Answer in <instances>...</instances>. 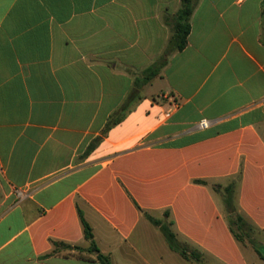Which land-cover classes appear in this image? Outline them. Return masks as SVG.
Returning a JSON list of instances; mask_svg holds the SVG:
<instances>
[{
    "label": "crops",
    "instance_id": "obj_1",
    "mask_svg": "<svg viewBox=\"0 0 264 264\" xmlns=\"http://www.w3.org/2000/svg\"><path fill=\"white\" fill-rule=\"evenodd\" d=\"M180 8L0 0V264H100L81 213L112 264H264L215 189L264 247V0H196L186 48L108 128Z\"/></svg>",
    "mask_w": 264,
    "mask_h": 264
},
{
    "label": "trees",
    "instance_id": "obj_2",
    "mask_svg": "<svg viewBox=\"0 0 264 264\" xmlns=\"http://www.w3.org/2000/svg\"><path fill=\"white\" fill-rule=\"evenodd\" d=\"M195 6H196V0H181V8L179 9L175 17L170 21L173 34L169 41L165 54L159 60H157L153 65H151L146 70H144L141 76L136 77L135 82H134L135 90L131 93L129 98L122 105L121 110L117 114L114 121L109 123L108 128L111 125H117L118 123L122 121V119L125 116V111L137 99H139L140 97L139 93L143 89V87L147 86L155 78H157L161 70L167 65L169 56L177 51H182L186 48L188 44V38L191 33V22L190 21H191L193 12L195 10ZM91 149H92V146L89 148V150ZM215 189L217 192H219L222 195L224 204L226 206L227 213L229 214V217L237 215L236 219L238 222H240V230L242 234L246 237L248 242L255 248V250L261 256V258L264 259V254H263L264 247L261 246L255 239H253L248 234L247 232L248 224L245 222V220L240 215L237 214V209L235 205V186L233 184L225 188H222L221 186H216ZM81 219L83 223L85 238L90 243V246L86 251L89 253L95 254L96 260L100 264H112L110 257L107 255H104L99 250L94 240V234H93L92 227L84 219L82 213H81ZM149 220L151 221V223H153L155 226L161 229L162 233L164 234L172 250L179 252L182 256H184L187 259L192 258L195 261L200 262L199 255L195 253H190L186 247L182 246L179 243V241L176 238L175 233L171 230L168 224L164 223L161 220L154 219L152 217H149ZM230 224H231V220H230ZM243 225L247 227L246 230L243 229ZM231 227H232V224H231ZM237 238L243 241L241 237L237 236ZM56 245H60V244H56ZM61 245L67 249H75L77 251H83L82 248L80 247L71 248L70 246H65V244H61Z\"/></svg>",
    "mask_w": 264,
    "mask_h": 264
},
{
    "label": "rangeland",
    "instance_id": "obj_3",
    "mask_svg": "<svg viewBox=\"0 0 264 264\" xmlns=\"http://www.w3.org/2000/svg\"><path fill=\"white\" fill-rule=\"evenodd\" d=\"M160 89V84L156 83L154 86L150 87L146 93L147 95H151V94H155L156 92H158V90ZM237 216V215H236ZM236 216H230V220H231V224H232V228L235 231V233L237 234L238 237H241L243 239V242H247L248 240L246 239V237L242 234L241 230H240V222L237 221V217ZM243 229L246 230L247 227L243 225Z\"/></svg>",
    "mask_w": 264,
    "mask_h": 264
},
{
    "label": "water",
    "instance_id": "obj_4",
    "mask_svg": "<svg viewBox=\"0 0 264 264\" xmlns=\"http://www.w3.org/2000/svg\"><path fill=\"white\" fill-rule=\"evenodd\" d=\"M263 254H264V252H263Z\"/></svg>",
    "mask_w": 264,
    "mask_h": 264
}]
</instances>
